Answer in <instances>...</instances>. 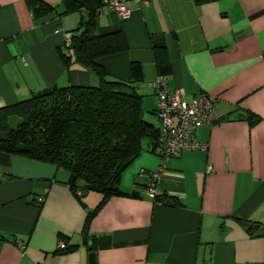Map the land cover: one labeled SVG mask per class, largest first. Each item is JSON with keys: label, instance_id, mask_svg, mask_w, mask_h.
<instances>
[{"label": "crops", "instance_id": "crops-1", "mask_svg": "<svg viewBox=\"0 0 264 264\" xmlns=\"http://www.w3.org/2000/svg\"><path fill=\"white\" fill-rule=\"evenodd\" d=\"M43 1L61 9L62 0ZM115 1L130 17L102 7L97 31L121 32L126 49L98 64L123 82L141 66L144 118L160 127L154 48L164 47L170 92L184 103L216 97L214 119L195 132L207 150L163 162L155 187L176 204L165 205L147 195L141 171L162 159L144 140L119 180L129 196H112L90 219L100 194L78 198L61 168L0 152V264H88L90 252L95 264H264V0ZM83 16L34 17L25 0H0V108L53 86L98 84L66 49Z\"/></svg>", "mask_w": 264, "mask_h": 264}, {"label": "trees", "instance_id": "trees-1", "mask_svg": "<svg viewBox=\"0 0 264 264\" xmlns=\"http://www.w3.org/2000/svg\"><path fill=\"white\" fill-rule=\"evenodd\" d=\"M25 1L34 17L83 12L80 26L71 33L66 49L73 63L91 72L98 84L53 86L14 105L1 107L0 152L61 168L68 174L70 189L80 193L78 198L89 192L100 194L101 199L90 213V219L112 196H129L119 190V180L141 154L144 140H149L152 152L159 148V127L144 118L142 96L134 85L143 77L142 68L132 63L133 80L123 82L108 79L98 64V59L126 49L121 32L98 34L97 20L104 7L103 0H62L60 10L43 0ZM154 55L158 74L169 75L166 49L155 47ZM70 57L61 54L65 66L71 63ZM156 112L157 109L158 121ZM160 157L162 159L161 153ZM153 200L176 205L161 194ZM247 232L252 236L258 233L251 225L247 226Z\"/></svg>", "mask_w": 264, "mask_h": 264}, {"label": "built area", "instance_id": "built-area-1", "mask_svg": "<svg viewBox=\"0 0 264 264\" xmlns=\"http://www.w3.org/2000/svg\"><path fill=\"white\" fill-rule=\"evenodd\" d=\"M103 6L115 11L123 19L130 17L124 2L103 0ZM70 37L71 34H66V46L70 44ZM168 77V75H159L154 84L158 107L156 115L160 124L158 145L161 150L162 165L155 171L141 172V175L149 181L147 195L150 199L159 195L155 184L163 172V162L183 152H206L207 145L197 139L195 132L203 126L210 125L214 119L216 97L200 93L191 102L184 103L179 92H170ZM42 201V197L35 199L37 204Z\"/></svg>", "mask_w": 264, "mask_h": 264}, {"label": "water", "instance_id": "water-1", "mask_svg": "<svg viewBox=\"0 0 264 264\" xmlns=\"http://www.w3.org/2000/svg\"><path fill=\"white\" fill-rule=\"evenodd\" d=\"M88 244L90 245V242H88ZM95 263H96V255L94 252H90L88 255V264H95Z\"/></svg>", "mask_w": 264, "mask_h": 264}, {"label": "rangeland", "instance_id": "rangeland-1", "mask_svg": "<svg viewBox=\"0 0 264 264\" xmlns=\"http://www.w3.org/2000/svg\"><path fill=\"white\" fill-rule=\"evenodd\" d=\"M96 193H93V195H95Z\"/></svg>", "mask_w": 264, "mask_h": 264}]
</instances>
